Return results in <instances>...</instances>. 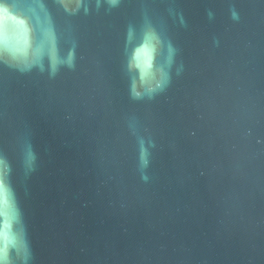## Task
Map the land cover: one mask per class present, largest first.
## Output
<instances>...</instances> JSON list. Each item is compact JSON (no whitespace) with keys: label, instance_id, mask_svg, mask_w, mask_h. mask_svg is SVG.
Wrapping results in <instances>:
<instances>
[{"label":"water","instance_id":"95a60500","mask_svg":"<svg viewBox=\"0 0 264 264\" xmlns=\"http://www.w3.org/2000/svg\"><path fill=\"white\" fill-rule=\"evenodd\" d=\"M0 264H264V0H0Z\"/></svg>","mask_w":264,"mask_h":264}]
</instances>
